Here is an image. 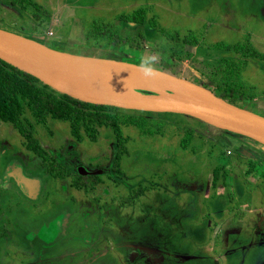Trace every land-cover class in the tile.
Listing matches in <instances>:
<instances>
[{"label": "rangeland", "instance_id": "obj_1", "mask_svg": "<svg viewBox=\"0 0 264 264\" xmlns=\"http://www.w3.org/2000/svg\"><path fill=\"white\" fill-rule=\"evenodd\" d=\"M104 23L125 42L101 49L86 39L93 25ZM0 29L60 52L163 70L208 90L220 76L241 92L238 107L264 117V0H0ZM140 31L143 47H129ZM183 39L194 44L180 47ZM117 114L145 120L121 127L122 153L110 128H100L96 141L75 143L66 121H32L33 137L72 174L80 165L105 170L86 175L90 195L74 197L93 202L105 196L113 204L106 228L114 243L153 246L168 261L188 255L183 264H264V146L182 114ZM27 145L0 121V177L16 160L29 177L54 188L48 200L71 197L72 179L52 178ZM94 179L101 182L93 185ZM16 187L13 179L0 183V264H30L35 255L28 253L27 233L41 217L53 216L37 214L46 210L43 203L24 204L30 200L16 195ZM106 187L117 191L106 193ZM108 245L102 264H130L127 249ZM141 246L132 253L145 251L153 264V249ZM142 254L135 264H144Z\"/></svg>", "mask_w": 264, "mask_h": 264}, {"label": "water", "instance_id": "obj_2", "mask_svg": "<svg viewBox=\"0 0 264 264\" xmlns=\"http://www.w3.org/2000/svg\"><path fill=\"white\" fill-rule=\"evenodd\" d=\"M0 60L30 74L55 91L73 99L119 109L153 113H177L195 118L218 129L259 142L264 146V117L235 106L197 83L163 70L134 63L73 55L51 49L36 40L0 29ZM141 69L179 87L191 97L159 95L136 90L122 73L109 64ZM12 160L5 170L30 198L37 196L40 179L28 177L19 162ZM104 169L79 166L84 175H99Z\"/></svg>", "mask_w": 264, "mask_h": 264}, {"label": "trees", "instance_id": "obj_3", "mask_svg": "<svg viewBox=\"0 0 264 264\" xmlns=\"http://www.w3.org/2000/svg\"><path fill=\"white\" fill-rule=\"evenodd\" d=\"M17 1L23 3V0H11V3ZM143 35L140 31L135 37H131L129 47L141 49L145 43ZM88 38L97 40L101 49L104 44L109 46L113 43L125 42L118 29L108 23L93 25L87 34L86 39ZM188 40L183 39L180 47L185 43L194 44V41ZM226 48L232 49L233 47L228 45ZM218 77L213 83L215 87L210 91L237 106L238 100L235 94L241 92L235 89L232 83L230 85L228 79L218 80ZM118 111H120L119 108L85 103L61 94L34 76L0 60V121L11 125L18 134L28 141V150L34 156L41 158V162L46 164L47 171L54 179L63 180L70 177L74 187L84 188L88 185L86 181L89 177L79 172L72 174L60 164L59 157L50 155L33 137L32 121L47 122L48 119L66 121L69 124V134L75 143L86 139L96 141L100 128H110L115 135L119 149L121 148L120 153H122L125 152L122 149L125 140L121 135V127L139 121L144 123L145 120L143 116H138V119L131 114L118 116ZM182 146L185 148L186 144ZM116 165L114 162L111 167L112 172L117 171ZM99 182L101 180L94 179L92 184L97 185Z\"/></svg>", "mask_w": 264, "mask_h": 264}, {"label": "flooded vegetation", "instance_id": "obj_4", "mask_svg": "<svg viewBox=\"0 0 264 264\" xmlns=\"http://www.w3.org/2000/svg\"><path fill=\"white\" fill-rule=\"evenodd\" d=\"M5 146L6 145H4V149L6 148ZM11 161L12 160H10L9 163ZM10 179L12 178L8 179L7 174L4 175L3 173L0 177V183H5ZM4 188H9V186H4ZM92 188L93 187L88 189L90 190ZM95 188V191L99 192V187L95 186ZM109 188H105L106 193L109 191H117V187ZM72 189L73 191H70V194H72L71 197L67 196L66 200L54 204L55 202L48 200V197L54 194V188L46 187L44 185L42 186V181L35 198H30L24 191L21 190L19 186L16 187V195L22 196V198L24 197L25 199L29 198L30 200L29 202L22 201L24 204L27 205L30 203L37 207L42 203L45 205L46 210H42L41 212L38 208L37 214H45L47 216L53 214L52 218L48 217L42 219L41 217L37 226H34L35 228H31L27 233V238L30 239L28 249L33 248L32 251L28 253L29 255H35H32L35 259L29 261L30 264H37V260L39 261L38 264H40V262L41 264H102L100 260L106 254L104 249L106 244H109L108 246L114 250L127 249V257L130 264L136 263V257L140 253H143L142 257L144 258V264H150L147 260L146 253L143 250H140L138 255L131 259L132 250L141 245L114 243L111 232L106 228L108 226L107 224L112 219V212H114L112 211L113 204H111V202H106L105 196H100L98 201L93 202L90 200L83 202L81 199L76 201L74 197L76 193L85 197L90 195L91 192L89 193V191H86L83 187H73ZM9 206L6 210L11 209ZM117 207H119V205H117ZM15 225L17 226L18 224L15 223ZM98 225L102 226L100 231L101 233H97L96 231V226ZM24 236H26V234ZM119 240L120 239L116 241ZM145 246L153 249V256L151 257V259L155 260L153 264H166V262L167 264H183L184 262L190 261L182 258L184 256H188L184 254H175L173 256L174 261L170 258L168 261L165 260V257L156 247L147 245L141 247Z\"/></svg>", "mask_w": 264, "mask_h": 264}, {"label": "bare ground", "instance_id": "obj_5", "mask_svg": "<svg viewBox=\"0 0 264 264\" xmlns=\"http://www.w3.org/2000/svg\"><path fill=\"white\" fill-rule=\"evenodd\" d=\"M113 71L122 73L126 76L130 84L139 91H147L159 95L157 91L168 92L167 96L191 97L179 87L172 85L161 77L144 73L141 69L131 68L122 64L114 63L107 66ZM15 163L18 161H14Z\"/></svg>", "mask_w": 264, "mask_h": 264}, {"label": "crops", "instance_id": "obj_6", "mask_svg": "<svg viewBox=\"0 0 264 264\" xmlns=\"http://www.w3.org/2000/svg\"><path fill=\"white\" fill-rule=\"evenodd\" d=\"M39 191V190H38ZM133 252V251H132ZM131 252V259H133L136 255H137V253H132Z\"/></svg>", "mask_w": 264, "mask_h": 264}]
</instances>
